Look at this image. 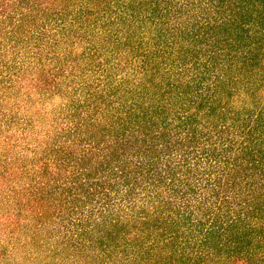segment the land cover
<instances>
[{"label":"trees","instance_id":"1","mask_svg":"<svg viewBox=\"0 0 264 264\" xmlns=\"http://www.w3.org/2000/svg\"><path fill=\"white\" fill-rule=\"evenodd\" d=\"M0 264H264V0H0Z\"/></svg>","mask_w":264,"mask_h":264}]
</instances>
